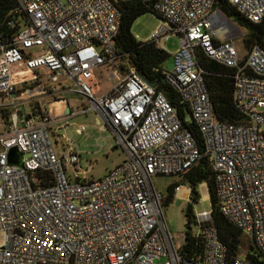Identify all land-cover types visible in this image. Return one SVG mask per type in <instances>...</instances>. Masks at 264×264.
<instances>
[{
  "label": "built area",
  "instance_id": "2783aa9c",
  "mask_svg": "<svg viewBox=\"0 0 264 264\" xmlns=\"http://www.w3.org/2000/svg\"><path fill=\"white\" fill-rule=\"evenodd\" d=\"M119 1L127 0H17L21 17L9 23L16 33L9 44L0 42V111H11L9 120L0 118V264H250L241 255L229 262L207 211L195 216L203 253L186 262L153 177H181L207 159L219 211L264 256V50L254 46L241 54L217 0H140L163 20L151 39L159 48L168 34L179 35L174 70L162 71L177 106L133 67L121 69ZM229 2L249 21H264V0ZM202 53L233 70V100L243 122L216 117L198 63ZM29 71L36 79L30 81ZM101 74L111 89L98 95ZM55 83L83 95L88 106L73 111L64 99L55 114L52 102L40 101L56 91ZM25 102L32 105L28 113L18 107ZM90 111L126 154L99 180L82 177L80 152L58 134L62 121ZM13 148L23 156L21 165L19 156L10 163Z\"/></svg>",
  "mask_w": 264,
  "mask_h": 264
},
{
  "label": "trees",
  "instance_id": "16d2710c",
  "mask_svg": "<svg viewBox=\"0 0 264 264\" xmlns=\"http://www.w3.org/2000/svg\"><path fill=\"white\" fill-rule=\"evenodd\" d=\"M18 7L17 0H0V42L9 44L16 31L12 30L9 23L18 20L21 15L16 13ZM118 8L121 12V24L115 44L120 49L121 69L125 70L133 67L140 75L151 83H157V89L163 92L173 104L182 106L179 97L171 85H169L162 73L163 63L170 56L165 50L159 48L152 40L141 42L132 33V26L136 20L144 14L155 13L153 6L140 0L119 1ZM215 9L219 10L224 16L233 21L240 29L245 31L244 46L250 50L254 46H259L264 50V21L253 23L246 19L229 0H217ZM156 14V13H155ZM157 15V14H156ZM158 16V15H157ZM159 17V16H158ZM160 18V17H159ZM199 66L204 70V78L207 84L216 117L222 122L241 123L244 121L243 115L236 107L233 100L234 78L233 70L207 58L203 53L198 56ZM32 106V105H31ZM189 114V110L180 109ZM11 111L4 109L0 111V118L6 121L10 118ZM187 128L192 132L201 150L204 149L203 138L197 130L195 124L190 123ZM46 181L51 183L49 174H45ZM181 182L188 185L190 189V199L196 203L200 199L198 186L206 183L211 212L214 225L218 235L224 245L228 248L229 262L240 255L250 264H264V256L252 240L247 238L240 229L231 224L219 211L217 207V185L215 173L207 159H202L190 171L183 175ZM180 183L175 182L168 187V193L164 198L163 205H168L174 197L175 189ZM185 238L181 246V254L186 262H192L202 255L204 242L201 234H194L191 231V224L195 221L193 205L189 204L184 212Z\"/></svg>",
  "mask_w": 264,
  "mask_h": 264
},
{
  "label": "rangeland",
  "instance_id": "374dc122",
  "mask_svg": "<svg viewBox=\"0 0 264 264\" xmlns=\"http://www.w3.org/2000/svg\"><path fill=\"white\" fill-rule=\"evenodd\" d=\"M229 20V27L234 37L235 43L240 50L241 54H245L247 49L244 46L243 40L245 31L240 29L233 21ZM163 20L159 18L155 13H147L139 17L132 26V33L138 41L146 42L152 39L153 34L159 30L163 25ZM161 48L165 50L170 56L163 63V69L167 71L174 70V54H176L180 48L179 35L175 33L168 34L167 41L162 43ZM28 77L30 81L36 79V72L29 71ZM96 91L97 94L106 93L111 89V81L107 75H98ZM115 81V80H113ZM62 82H67L71 87V90L77 88L76 83L72 80L62 79ZM42 85L47 88V92H51L50 83L43 82ZM31 85L28 83L26 89ZM51 86L56 87V91H53L49 97L40 100L41 103H49L54 101H68L73 111L82 107H87L88 102L85 97L81 94L73 91H65L62 84H52ZM50 88V89H48ZM36 103L37 100H32ZM39 103V100H38ZM19 109H22L25 113H28L31 109V104L28 102L21 103L18 105ZM64 106L60 107L55 114L60 113ZM62 128L58 129V134L68 139L70 144L76 148L81 154V168L86 173L82 176L87 180H99L103 178L110 171L115 169L125 160V152L119 146L116 147L113 135L109 128L104 124H97V115L95 112L90 111L87 114H78L74 117L62 121ZM84 126L85 129L82 133H77V129ZM56 140V137L53 136ZM183 176H155L153 177V183L157 190L162 193L164 198L168 193V187L178 182L180 183L179 190L174 194L173 200L168 205H163L164 214L170 231L174 237L176 245H182V238L185 234V216L184 212L189 204L193 205V214L197 216L203 211L211 212V203L209 199L208 189L206 183H202L198 186L197 190L200 195L198 202L193 203L190 199V189L188 185L181 182ZM164 203V201H163ZM191 231L194 234H198L201 231V227L198 223L191 224ZM5 245V234L0 230V247ZM244 257V255H241ZM161 264H163L161 262Z\"/></svg>",
  "mask_w": 264,
  "mask_h": 264
},
{
  "label": "water",
  "instance_id": "95a60500",
  "mask_svg": "<svg viewBox=\"0 0 264 264\" xmlns=\"http://www.w3.org/2000/svg\"><path fill=\"white\" fill-rule=\"evenodd\" d=\"M151 85L152 86H155L156 83H151ZM67 108L68 109L70 108V105L68 103H67ZM9 156H10V163L11 164H16V162H17V160H16L17 156H19L20 165L22 164L21 161H22L23 156H22V154H20L18 152V150L16 148L11 149Z\"/></svg>",
  "mask_w": 264,
  "mask_h": 264
},
{
  "label": "crops",
  "instance_id": "0c3cea01",
  "mask_svg": "<svg viewBox=\"0 0 264 264\" xmlns=\"http://www.w3.org/2000/svg\"><path fill=\"white\" fill-rule=\"evenodd\" d=\"M66 103H68V101H66ZM69 104V103H68ZM52 109H53V112H57L59 109H60V107H62V106H64V102L61 100V101H56V102H54V103H52ZM58 108V109H56V107ZM55 108V109H54Z\"/></svg>",
  "mask_w": 264,
  "mask_h": 264
},
{
  "label": "bare ground",
  "instance_id": "6f19581e",
  "mask_svg": "<svg viewBox=\"0 0 264 264\" xmlns=\"http://www.w3.org/2000/svg\"><path fill=\"white\" fill-rule=\"evenodd\" d=\"M54 103V102H53ZM52 107V106H51ZM56 107V106H55ZM55 109V108H54ZM56 109H58L57 107H56ZM52 111H53V109H52Z\"/></svg>",
  "mask_w": 264,
  "mask_h": 264
}]
</instances>
